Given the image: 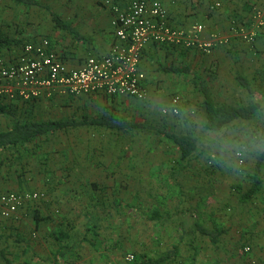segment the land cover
Masks as SVG:
<instances>
[{
    "label": "rangeland",
    "instance_id": "obj_1",
    "mask_svg": "<svg viewBox=\"0 0 264 264\" xmlns=\"http://www.w3.org/2000/svg\"><path fill=\"white\" fill-rule=\"evenodd\" d=\"M34 1L38 3L35 12L40 14L37 19L44 37L55 35L59 40L60 36L59 42H64L68 36L56 34L49 11L82 32L85 30L89 38L97 33L109 34L101 24L108 22L101 0H78L88 7L83 16L88 18L86 22L74 21L80 17L79 13L73 17L67 14L77 0ZM212 1L216 0H161L180 21L176 25L187 29L196 23L202 24L210 33L221 36H230L231 28L237 25L249 28L254 12H264V0H217L221 3L220 9L209 14L207 10ZM12 2L0 0V12L10 9ZM218 23L225 27L219 29ZM261 37L248 43L230 36L227 44L216 47L208 56L192 50L155 47L142 62L149 67L148 73L144 71L152 85L148 98L125 100L120 109L112 107L115 111L103 112L99 104L91 112H113L126 120L192 135L198 140L197 152L182 163L179 172L177 147L153 131L138 129L118 134L105 129L86 130L87 145L82 150L88 153L89 176L87 181L83 179L87 187L63 192L70 195L67 199L70 201L63 204L65 210L59 204L51 206L42 192L44 199L27 202L13 218L0 216V250L11 264H141L142 260L157 259L174 247L178 251L170 264H243L245 236L249 232L264 234V212L261 222L249 226L241 210L244 204L222 206L221 199L223 196L231 201L232 197L239 198L238 186L247 187L251 183L250 176L264 153V42L261 43ZM90 43L80 44L81 58L95 55L89 53L90 46L95 47L91 39ZM5 54L0 49V55ZM171 67L186 68L190 73L184 76L164 70ZM218 75L224 78L211 95L214 101L236 106L259 100L263 110L254 122H237L217 133L203 130L202 95L194 87L193 76L208 86L216 83ZM240 76L249 78L259 93L258 99L245 90L241 91L243 95L240 93L242 88L236 82ZM174 97L179 98L178 115L170 111ZM69 134L75 153L80 147L77 137L82 135L79 129L70 130ZM236 152L243 155L241 166L235 159ZM261 168L264 181V162ZM35 192L38 191H0L4 194ZM260 201L264 206V197ZM212 209L220 214L216 222L210 214ZM153 212L162 220H152ZM65 214L73 220L67 225L66 233L62 224H52ZM74 214L81 218L80 223L76 224ZM194 220L207 229L224 232L217 246L194 232ZM60 231L67 235L65 240L55 239ZM250 242L251 257L260 260L264 245L254 246ZM65 245L71 255L56 258L57 249ZM128 256L133 260L128 261ZM0 264H6L1 255Z\"/></svg>",
    "mask_w": 264,
    "mask_h": 264
},
{
    "label": "built area",
    "instance_id": "obj_2",
    "mask_svg": "<svg viewBox=\"0 0 264 264\" xmlns=\"http://www.w3.org/2000/svg\"><path fill=\"white\" fill-rule=\"evenodd\" d=\"M101 6L110 15L113 35L105 55L90 56L79 68H71L59 54L49 50L47 39L25 44L15 57L0 56V101L31 102L96 94L145 101L149 88L141 62L148 47L192 50L208 56L233 37L253 42L264 27V12L257 10L249 28H231V38L215 33L204 38L202 24L187 29L177 26L160 0H101ZM220 7L219 1H213L208 11L214 13ZM179 104V98L171 100L173 115H178ZM235 159L243 165L242 153L236 152ZM44 198L42 192L0 193V216L13 218L27 202ZM242 251L243 264H264V254L260 260L252 258L249 245ZM127 260L132 261L133 257L128 256Z\"/></svg>",
    "mask_w": 264,
    "mask_h": 264
},
{
    "label": "crops",
    "instance_id": "obj_3",
    "mask_svg": "<svg viewBox=\"0 0 264 264\" xmlns=\"http://www.w3.org/2000/svg\"><path fill=\"white\" fill-rule=\"evenodd\" d=\"M11 8L3 9L0 12V32L5 34L9 42L11 41V45L9 48L1 49L2 53H6L4 58H12L15 57L18 52H20V48H18L17 43L19 41L28 44H37L40 40L45 39L43 35L42 27L39 25L40 21L37 19V16L40 15L35 12V6L27 7L26 5L19 4L16 2H12ZM70 5V4H69ZM72 6L70 11L67 12L70 16H75L77 13L80 14V17L76 18L74 21H80V19L84 20V22L88 21V18H83V16L88 12V7L84 2H77ZM164 5V4H163ZM166 5V4H165ZM164 5V6H165ZM166 8V6H165ZM14 9V10H13ZM168 8H166L167 10ZM13 10V11H11ZM108 15V22L104 25L102 22V28L105 26L109 31V34L106 33L102 35V29H98L101 34L97 33L96 36L92 35L90 38L88 34L85 33V30L82 32L80 28L73 27L81 36H83L82 41L73 43L74 39L71 36H67L64 39V42L58 41L57 37L54 35H50L48 39L53 42V47H56V52H59V55L62 57L63 61L71 68H79L86 58H81V47L83 44H90V39L95 44L93 48L90 46V52L95 55L90 56H100L105 55L109 47L112 43V28L110 24V15L106 10H104ZM168 14L170 15L172 21L177 24L180 21L174 15H172L168 10ZM36 19H33V18ZM81 20V21H82ZM97 21V20H96ZM72 22V21H71ZM73 26V25H72ZM179 26V25H177ZM181 27V25H180ZM219 29L222 30L225 26L223 24L217 25ZM264 31V28L263 30ZM56 34L58 31L56 30ZM210 34L209 29L205 28V32L203 33L204 38ZM53 36V37H51ZM261 43L264 42V32L261 34ZM61 37L59 36V40ZM84 40V41H83ZM238 42V41H235ZM73 43V45H72ZM78 43V44H77ZM82 44V45H80ZM17 45V46H16ZM61 45V46H59ZM153 47H148L145 51V54L142 58V62L149 58V55L153 53L155 50ZM12 48H15L12 50ZM93 48V49H92ZM165 49H168L164 47ZM141 62V69L148 73L149 67L147 68L145 64L142 65ZM145 73V72H144ZM146 75V74H145ZM148 88L152 86L150 84V76L146 75ZM223 76L218 75L215 79L216 83L208 84V89L211 95L222 83ZM246 78V77H245ZM249 79V78H247ZM250 81V80H249ZM222 87V84L221 86ZM241 89V88H240ZM243 89L240 90V93L243 95ZM242 91V92H241ZM258 96L259 93L256 92ZM255 97V96H254ZM131 98L128 97H116L110 98L103 96L101 94L90 95V96H82L79 98H71L67 96H59L53 98L51 100H37L31 102H21V101H13L9 102L12 105L15 118H11L5 115H0V132L9 131L14 123L17 121L21 122H37V121H44V120H63L68 118H80L83 116H92V115H100V113H92V110L97 109L96 105H101L104 110L115 111L114 109H120L124 106L125 100L129 101ZM256 99H258L256 97ZM259 102V100H257ZM261 103V102H260ZM113 107V108H112ZM113 113V112H112ZM259 116V115H258ZM81 137H77L78 142L80 143L79 150L74 153V148L72 144V138L69 139V132H58L55 135H50L47 137H40L36 141L26 144L24 146H16L13 149L9 150H2L0 151V191H38L44 192L47 196V200H49L51 206H55V204L61 205L63 210L65 207L63 204L69 199V194H64L65 191H75L81 189H85L87 187V183L84 181L88 179L89 176V163H88V153L87 151H83L82 147L86 146L88 133L85 132L88 130L87 128H80ZM68 136V137H67ZM69 139V140H68ZM260 158V157H259ZM258 162V161H257ZM264 162V161H263ZM263 164V163H262ZM262 167V166H261ZM255 168V167H254ZM262 171V168H261ZM254 173V170H253ZM250 176V180L252 179V175ZM74 176L76 178L74 179ZM260 178L262 180V188L260 192L255 195L251 200L248 202H242L240 200V195L244 192L249 190L251 187V183L248 184L247 187L238 186V193L239 198L235 200L232 197V201L229 197H222V206H229L232 204H244V207L241 209L244 215V220L248 221V225L252 226V224H256V222H261V215L264 212V206H261L260 200L264 197V181L262 177V172H260ZM84 179V180H83ZM241 185V184H239ZM238 195V194H237ZM55 202V203H54ZM47 204L49 205L48 201ZM46 204V205H47ZM210 206H212L210 204ZM246 206V207H245ZM52 209V208H51ZM48 212V211H47ZM217 210L212 209L210 214L214 217V222H216L217 217L220 214ZM49 213V212H48ZM66 213V211H65ZM246 213V214H245ZM47 215V214H46ZM51 216V213L48 214ZM76 216V224L80 223L81 218ZM52 217V216H51ZM70 217V216H69ZM52 219H55L52 217ZM51 221V220H49ZM201 227H203L200 222H197ZM73 223V220L67 218V215H64V218L61 217V220L53 221L52 224H62L61 228L66 233V228H68V224ZM194 226V225H193ZM255 227H257L255 225ZM204 229H207L203 227ZM56 230V229H55ZM213 232H221L220 235L217 237L215 242H212L211 239L207 236L208 240L210 241L211 245L217 246L219 243V238L223 236L224 232L221 230H210ZM195 232V227H194ZM54 233V232H53ZM197 233V232H195ZM199 234V233H198ZM67 238L65 234L64 240ZM247 239L243 248L245 246H250V241L253 242V245H264V234L261 232H257V234H247L245 236ZM221 239V238H220ZM67 246V245H65ZM68 247V246H67ZM242 248V249H243ZM70 249L67 248L65 256L66 258L71 255ZM252 253V252H251ZM68 254V256L66 255ZM264 254V252L262 253Z\"/></svg>",
    "mask_w": 264,
    "mask_h": 264
},
{
    "label": "trees",
    "instance_id": "obj_4",
    "mask_svg": "<svg viewBox=\"0 0 264 264\" xmlns=\"http://www.w3.org/2000/svg\"><path fill=\"white\" fill-rule=\"evenodd\" d=\"M13 1L19 4L26 5L27 7L38 5V3L35 2L34 0H13ZM49 14L54 23V28L55 30L58 31V33L71 36L75 42L78 41L80 42L82 41V39H85L73 28V26L70 23L63 21L58 14L52 11H49ZM259 33L257 34V36L258 35L259 36L258 37L256 36V38L261 37V34ZM45 39L48 40L49 50L54 51L55 49L53 47L54 46L53 42L50 41L48 37H46ZM11 43L12 42L11 41L9 42V40L5 35L3 36L2 34V36H0V49L9 48L10 47L9 45H11ZM25 44L28 43H23L22 41L21 42L19 41V43H17V45L20 46L19 47L20 50ZM60 58L62 59L61 56ZM164 70L175 74H182L184 76H188L190 73L188 69L178 68V67H171L167 69L164 68ZM236 82L250 96L257 97L255 90L253 89L250 81L247 78L241 76L237 77ZM193 83L195 89L198 92H200L202 95V110L204 114L203 130L205 132L217 133L237 122L252 123L255 121L256 117L263 110L262 103L258 101L246 105H236V106L220 105L216 103L212 98L208 86L204 82H202L197 76H193ZM110 98H116V97H110ZM0 115H5L13 119L15 118L12 105L9 104V102L0 101ZM80 128L105 129L118 134H127L129 132L138 129L141 130L147 129L149 131H153L154 134L162 137L163 139L169 141L170 143L174 144L177 147L179 153V163L177 164L180 166L179 172L182 171V167H183L182 163L188 161L198 150V140L196 137L192 135L173 133L170 131L163 130L156 126L154 127L139 122L126 120L118 117V115L114 113L106 112L100 115H92V116L85 115L80 118H68L63 120H44L37 122H32V121L21 122L16 120V122L9 131L0 132V151L6 149L11 150L16 146H24L26 144L36 141L40 137H44V136L47 137L50 135H55L58 132H67L70 130H75ZM263 161H264V153L260 156L258 162L255 165L254 173L251 179V187L249 188V190H247L242 195H240V200L242 202H248L260 192V189L262 188V180L260 178V172ZM150 218L152 220H157V221L162 220V217H160V215L156 212H153ZM193 225L195 227V232L199 233L202 236L209 237L212 242H215L217 237L221 233V232H213L204 229L195 221H193ZM64 237H65V233H63L62 231L58 232V234L55 235V239H57L58 241L61 238L63 239ZM67 248H68L67 246H62L61 248H58L55 257L64 258L66 252L65 250H67ZM177 251H178L177 247H174L173 250L168 251L167 253L158 257L157 259L142 260L141 264H170L175 260ZM0 255L2 259H4V262L6 264H11V262L8 260V258L6 257V255L3 253L2 250H0Z\"/></svg>",
    "mask_w": 264,
    "mask_h": 264
}]
</instances>
